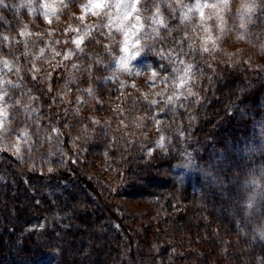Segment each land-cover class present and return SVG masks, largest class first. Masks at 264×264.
Here are the masks:
<instances>
[{"label":"rangeland","instance_id":"rangeland-1","mask_svg":"<svg viewBox=\"0 0 264 264\" xmlns=\"http://www.w3.org/2000/svg\"><path fill=\"white\" fill-rule=\"evenodd\" d=\"M93 2L96 0H0V93L7 90V95L0 101V106L7 107V122L3 125L7 131L0 129V156L6 154L24 166L32 167V163L41 166V163H49L53 159L61 164L67 163L66 148L79 152L88 177L98 191L100 204L102 207L108 204L107 209L111 207L110 214H106L110 223L119 229L118 257L125 264H248L247 258L239 253L238 258L228 256L231 251L236 254L243 249L236 239L230 245L225 242L218 246L217 242L210 243V238L203 235L204 226L197 227L196 222L204 218L198 215L194 199L188 205L191 212L181 220L177 216L183 207L179 202L181 197L177 196L178 189L173 191V209L168 211L173 214H168L164 212L167 209L160 199L142 198L129 187L131 185L137 191L142 188L162 190L154 181L146 180L145 171L140 174L135 170L139 175L133 182L130 175L127 177L122 170L115 178L106 170L109 169L104 162L107 159L100 156L97 158L103 163H95L89 158L92 154L87 148L95 136L93 129L103 132L110 124L116 123L111 121L110 114L117 115L118 130L121 129L122 134L136 133L134 145L145 158L142 164H152L149 161L155 156L154 152L160 149L163 152L166 144L165 131H157L156 124L159 123L153 122L149 110L154 100L152 97L158 91L154 86L165 88L167 99L171 96L177 100V96L180 99L185 93L191 94L190 87L201 89L200 85L204 84L202 78L208 71L216 76L235 67L264 72V0H227V7H224L223 0H139L138 11L123 26L125 30L133 23L144 26L131 28L127 37L123 31L106 26L109 17L105 12L111 11L115 16L117 9H91ZM125 2L133 0H105L112 5ZM198 3L199 8L196 7ZM45 5L51 7L46 8ZM245 5L255 7L246 12ZM157 6H160L166 27L153 25L147 19L154 15ZM46 11L49 13L47 20ZM94 11L100 14L93 15ZM135 15L144 19L137 22ZM153 27L158 28L159 35L151 31ZM89 29V34L77 48L73 41ZM126 38L130 42L140 41L134 47L130 43L133 51L135 48H145L146 51L145 61L128 66L130 73L115 67V61L124 55L121 46ZM69 52L72 55L65 59ZM160 53L168 58L161 59ZM5 60L11 70L4 66ZM188 65L191 66L190 72L185 71ZM165 70L170 71L163 73ZM154 72L157 75L153 76ZM82 75L83 79H80ZM161 80L165 83H160ZM27 82L42 86L54 96L55 104L48 105L46 109L59 111L66 119L70 135L64 142L63 151L39 113L41 102L23 93ZM123 94L130 95V102H124L126 97ZM130 109H133L131 113ZM132 113L136 115L130 117L127 128L128 117ZM4 119L0 115V120ZM24 132H27V137L22 136ZM18 140L19 156L14 148L5 147L16 145ZM183 158L174 166L178 180L182 181L190 177L196 167L190 152ZM156 161L153 162L159 163ZM150 171L162 173L155 168ZM223 201L227 211L233 209L231 203ZM261 201V193L253 187L244 192V202L249 206V209L244 208L242 218L246 225ZM188 229L192 230L194 244L187 245L185 241V245L178 248L168 246V254L167 251L165 254L169 257L163 258L161 246L171 243L165 237L166 232L172 231L170 237L187 238ZM256 230L263 232L262 229ZM135 234L140 237L139 246ZM221 236L227 241V236Z\"/></svg>","mask_w":264,"mask_h":264},{"label":"trees","instance_id":"trees-1","mask_svg":"<svg viewBox=\"0 0 264 264\" xmlns=\"http://www.w3.org/2000/svg\"><path fill=\"white\" fill-rule=\"evenodd\" d=\"M202 80L201 89L190 87L191 94L185 93L172 103H168L165 88L154 86L158 91L152 99L157 103H151L149 110L153 122L159 121L157 131H165L166 144L163 152L160 149L151 161L147 160L152 164H142L145 158L134 145L136 133L128 129L131 132L122 134L118 117L112 114L110 119L116 121L115 125L110 124L111 128L103 132L93 129L95 136L87 148L92 154L89 158L103 163L97 157H104L109 173L118 178L119 171H125L132 182L138 172L145 171L146 180L154 181L162 190L137 191L129 187L142 198L160 199L167 209L164 212L173 209L171 195L178 189L183 206L177 213L180 219L191 212L188 205L194 199L198 215L204 218L196 225L204 226L203 235L210 238V243L230 245L236 239L243 249L236 254L231 251L229 257L238 258L239 253L248 264H264V72L235 67L218 76L208 71ZM23 93L41 102L39 113L63 151L70 135L66 119L59 111L46 109L55 104L54 96L33 83H28ZM125 97L124 102H130V95ZM133 115L136 113L128 117L127 128ZM64 151L67 163L53 159L41 166L32 163V167L1 154L0 264H125L118 257L119 229L106 214L111 207L109 210L108 204H100L79 152L68 148ZM187 152L192 154L196 167L182 181L178 180L174 166L183 161ZM154 160L159 161L158 165ZM153 168L162 173L151 172ZM250 187L261 193L262 201L246 225L242 218L244 208L249 206L244 202V192ZM223 200L231 203L232 211H227ZM169 234L171 230L165 237L171 243L161 246L163 258L169 257L168 246L178 248L185 241L187 245L194 244L190 229L187 238ZM221 235L227 236V241ZM135 237L139 246L140 237Z\"/></svg>","mask_w":264,"mask_h":264},{"label":"snow or ice","instance_id":"snow-or-ice-1","mask_svg":"<svg viewBox=\"0 0 264 264\" xmlns=\"http://www.w3.org/2000/svg\"><path fill=\"white\" fill-rule=\"evenodd\" d=\"M139 2V0H133V2L129 3V2H125L123 4L121 3H116L115 5L109 4V3H105V0H96V2L91 3V9H99V10H104V9H111L112 7H115L117 9V12L115 14V16L112 15L111 11L105 12V15H107L109 17V22L108 25H106L107 27H109L110 29L112 27H115L116 31H123L125 33V36L127 37L128 35V31L131 30V28H143V24H138V23H133V24H129L128 25V29L125 30L124 28V22L128 20V18L130 16L133 15V13L137 12V3ZM223 4L224 7H227V0H223ZM46 8L51 7L50 5H45ZM197 8L200 7L199 3L196 5ZM213 7H217L216 5H213ZM255 7V5H245V11L246 12H251L253 10V8ZM90 10V9H89ZM55 14V10L53 9L52 11V15ZM93 15H99L100 12L99 11H94L92 13ZM45 15V19L47 20L49 18V13L46 11L44 13ZM201 15H203V13H201ZM243 15V13H242ZM81 20L84 19L83 16L80 17ZM142 18L140 15H135L134 16V20L139 22ZM151 20V23L153 25H159L161 27H166V24L164 22L163 17L160 14V6H157L156 8V12L154 13V15L150 18H147ZM185 19H187V17H185ZM147 22V20L145 21ZM89 30L84 31L83 35L80 36L78 39H75L73 41V43L76 44L77 48H80L81 43L83 42V39L85 36H87L89 34ZM151 31L153 33H155L156 35H159V31L158 28L153 27L151 28ZM23 34H27V33H23ZM147 34V33H145ZM209 39H211V37H209ZM131 45L134 47L135 45L139 44L140 41L139 40H135V41H129L127 38L125 39V41L123 42V45L121 46V52L124 53V55L119 56L118 59L115 61V67L118 70L121 71H128L129 73L131 72V69L128 67L131 63L135 62L136 64H140L143 61H145L146 59V51L145 48H135V50H132V47H130L129 45ZM204 51H207V48L204 49ZM41 53H43V49H41ZM57 55H59V53H57ZM72 55L71 52L66 53L65 54V59L70 58V56ZM161 59H167L168 56H165L163 53H160ZM4 66L8 67L9 70V63L7 60L3 61ZM181 63H183V61H181ZM162 67V66H161ZM174 71H176V69H174ZM186 72H190L191 71V66L188 65L185 68ZM0 75H2V72H0ZM157 75V73H153V76ZM33 79H35V77H33ZM167 78H165L166 80ZM165 80H161L160 83H165ZM3 83H11L10 81H3ZM7 95V90H4L3 93H0V101H2L4 99V96ZM177 99L179 98L178 96L176 97ZM173 102V97H169L168 98V103H172ZM153 104L157 103L156 100L152 101ZM0 115H3L5 117L4 120H0V129H2L3 131H7V129L3 128V125L7 122V107L5 106H0ZM157 123H159V121H157ZM23 137H27V132L22 133ZM160 146H163V137H161V141H160ZM5 147L8 148H14L15 150V154L17 156L20 155V144H19V140L17 142L16 145H6ZM49 171H51V169H49ZM37 203H39V201H37Z\"/></svg>","mask_w":264,"mask_h":264}]
</instances>
